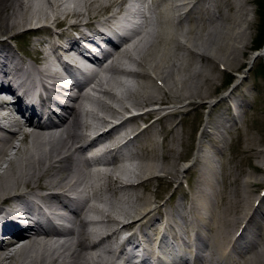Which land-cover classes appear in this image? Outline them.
Masks as SVG:
<instances>
[{"label":"bare ground","instance_id":"1","mask_svg":"<svg viewBox=\"0 0 264 264\" xmlns=\"http://www.w3.org/2000/svg\"><path fill=\"white\" fill-rule=\"evenodd\" d=\"M141 2L155 28L124 37L121 0H0V91L15 96L0 103V264H264V139L240 148L230 195L207 177L226 149L221 128L247 113L240 83L217 107L215 132L200 135L198 152L210 139L215 153L195 158L187 182L196 174L207 188L179 183L165 203L151 191L189 170L177 117L205 109L232 78L217 85L218 67L253 48L251 1ZM70 52L99 71L65 61ZM132 110L142 112L120 117ZM255 113L260 132L264 110ZM240 153L255 160L245 180Z\"/></svg>","mask_w":264,"mask_h":264},{"label":"rangeland","instance_id":"2","mask_svg":"<svg viewBox=\"0 0 264 264\" xmlns=\"http://www.w3.org/2000/svg\"><path fill=\"white\" fill-rule=\"evenodd\" d=\"M249 1H251V3L248 8L252 11L251 13L253 18V27L249 31V35L250 42L253 45V48L248 51L246 57L243 58V62H234L233 66L231 67H218V69L216 70V74L219 77L217 85H221L224 82V79L228 78V76H231L232 78L228 83L223 84V90L208 99L209 103L205 109H202L200 112L194 110V108L189 115L183 113L181 116L177 117L178 123L182 121V125L180 124L179 127L180 132H183V130L186 131V134L183 139L185 141V148H182L179 144L177 148L178 150L185 153L187 157L179 163L180 165L188 163L187 166L189 167V170L185 174H183L184 176L180 177V180L177 183H172L168 185L166 182L159 179L155 181L154 184H152L151 191L153 192V190H159L158 192L160 194V197L158 200L161 199V203L166 202L171 192H173L177 187H179V183H181L182 187H184L186 190H189L191 185V189L195 192L198 187H205L206 185L207 188V182L206 184L201 182L200 185L197 183L198 175L196 174L192 176V179H189L190 185L187 182V179L190 177V172L196 171L198 169L197 167H194L195 158L197 156H200V159H205L208 155H214L215 153L214 148H212V143L210 139H205L203 141L201 147L202 151L198 152V146L201 145L199 144L200 135L204 128L208 132H215L214 125L217 122V117L219 113L224 110V108H222L221 110L217 107L223 104L224 101L227 102V100H224L225 95H228L239 83L240 84L238 91L235 92V94H247V106L245 108L247 113L246 115H243L240 121L239 118L236 120H233L231 118L230 121L225 124V127L221 128V131L223 132V135L227 140L226 149L222 154L214 156L213 165L208 170V180H221L218 185L219 191H226L227 194L230 195L231 190H233L235 187V185H232V182L235 177V172L238 171L237 166L240 165L239 159H236L240 148H246L248 146L246 140H248L251 136L252 138L256 139H264V113L259 114V116L262 117V130L259 132L254 129V126L256 125V123H254V118L256 114L255 111L258 108L264 110V30H262L264 28V17L263 10L261 9L264 8V0ZM70 5L72 7L74 6L73 4ZM146 25L149 26V29L147 31L151 30L152 28H155V24L153 22H150ZM55 29H57V31L59 30V28ZM259 45L262 46L258 49ZM253 54H257L258 56L252 62H250L249 58L253 56ZM194 64L196 66L200 65L199 60L197 59ZM120 78L135 83V80L133 79H126L123 76H120ZM116 91L121 92L123 91V88H116ZM229 103H231L232 106H235L234 101L229 102L228 100L227 106H229ZM113 105L115 108L119 109L118 105ZM94 107L98 109L96 105H94ZM151 108L152 107H149L147 109ZM215 108L217 109L214 112L211 111ZM100 114L101 116H105L103 112ZM90 120L92 121L91 118ZM213 123L214 125H212ZM141 125H143V122H141ZM240 126L243 127V131H238V127ZM240 158L244 159L241 167L246 174L245 176H242L241 179L245 180L247 179L246 176L253 171L251 166L255 163V160L251 157L247 158L246 155H243L241 153ZM262 176L264 177V174ZM182 202H185V199H183ZM217 206H220V197H215L214 199H212V207L217 208Z\"/></svg>","mask_w":264,"mask_h":264},{"label":"trees","instance_id":"3","mask_svg":"<svg viewBox=\"0 0 264 264\" xmlns=\"http://www.w3.org/2000/svg\"><path fill=\"white\" fill-rule=\"evenodd\" d=\"M261 9L263 10V17H264V8H261ZM262 30H264V28H263ZM261 46H262V45H259V46H258V49L261 48Z\"/></svg>","mask_w":264,"mask_h":264}]
</instances>
